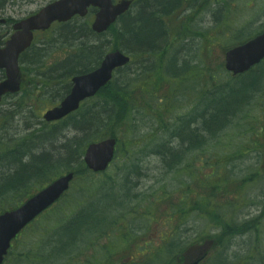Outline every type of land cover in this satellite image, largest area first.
<instances>
[{
	"label": "rangeland",
	"instance_id": "rangeland-1",
	"mask_svg": "<svg viewBox=\"0 0 264 264\" xmlns=\"http://www.w3.org/2000/svg\"><path fill=\"white\" fill-rule=\"evenodd\" d=\"M51 1L0 0V4H5L6 17L19 20ZM136 9L137 4L129 18L135 17ZM92 19L93 13L74 18L69 28L56 24L36 34L34 46L20 62L21 92L0 103V144L5 147L0 146V155L14 149L16 156L22 147L32 155L49 151L55 159L65 156L76 143L82 144L84 155L91 141L111 135L101 132L95 140L86 141L68 118L57 123L43 118L68 93L64 86L71 82L54 65L76 52L81 43L95 42L102 46L103 56L119 49L133 58L113 79L117 85L129 82L131 87L121 101L123 125L113 130L118 138L116 158L104 173L76 174L61 199L21 233L4 264H92L86 257L95 258L97 253L105 256L103 264H112L143 250L148 256L138 257L135 264H264V62L259 76L234 79L224 68L230 47L264 30V0H183L174 13L165 14V36L147 55H138L134 47L126 50L112 29L95 36L85 33L83 28H90ZM123 23L115 28H122ZM160 54L166 71L158 76ZM222 85L229 98L224 107L240 111L229 112V126L212 140L185 150L190 145L184 143L185 147L180 137L172 136L180 126L177 120L189 115L192 104L195 112H204L211 92ZM87 102V108L95 104L91 99ZM161 140L183 150L185 158L176 168L153 151ZM82 158L50 172L44 181L28 183L24 190L6 188L0 195V212L19 205L62 174L76 172ZM14 160L1 164L0 185L19 167ZM205 200L207 205L202 204ZM182 204L188 208L183 215L177 211ZM76 216L71 226L58 228ZM89 218L100 220L102 230L96 231L97 221ZM84 222L90 230L96 228L81 231L89 240L82 238L70 255H56L54 234L70 239ZM171 234L176 241L173 249L164 239ZM113 245L117 251L110 254ZM23 251L25 258L19 256Z\"/></svg>",
	"mask_w": 264,
	"mask_h": 264
},
{
	"label": "trees",
	"instance_id": "trees-1",
	"mask_svg": "<svg viewBox=\"0 0 264 264\" xmlns=\"http://www.w3.org/2000/svg\"><path fill=\"white\" fill-rule=\"evenodd\" d=\"M151 1L152 2L154 1V3L151 4V2H149L148 0H143V4L139 8L140 10L137 12L135 18H129L128 15L123 16L121 18V21L124 22L122 28L120 27L112 28L117 38L122 40V44L124 48L128 50L134 47L138 55L140 54L147 55L148 53L151 54V52L157 49L158 44L165 36V26H164L165 14L171 15L172 13H174L179 8L183 0H151ZM165 7H167L168 10L163 11ZM146 11L149 12L147 15H146ZM69 23L65 24L66 28H69ZM144 25H148V26H144ZM83 30L85 33L95 36V33L92 32V30L89 27H84ZM83 30H81L80 33H83ZM129 40L132 42L129 43ZM103 54L104 52L102 46H100L99 44L95 42H91V43L87 42L86 45L84 43H81L76 52L70 54L66 58V60L55 64L54 66L56 67H54V70L57 72L64 71L58 74L64 75L66 78L68 77L71 78L74 74L85 73L97 67L102 60L101 58ZM25 55L26 53L24 54V56ZM163 59H164L163 54H160L159 60L162 61ZM24 61L26 62V60ZM163 64H164L163 61L162 63L160 62L158 64L156 61L155 73L157 70L158 76H160L159 72H163L164 69L166 71V68H164ZM169 65L174 68L172 64ZM259 68L260 66L236 78H240L245 75L259 76L260 75L258 71ZM184 79H188V78H184ZM181 82H179L177 86ZM159 84L160 83L157 82V85ZM255 87L256 86H254L252 93L254 92ZM64 88H66L65 90L66 92L69 91L70 89L69 82L65 84ZM130 89L131 87L129 82H126L124 85L123 84L117 85L112 80L107 86H105L97 94L96 97L91 99V101L95 102V104L92 105L91 108H87V106H89V103L85 102L82 106L83 109L81 108L80 112L73 113L70 116H68L67 120H69L71 124H73L76 127L79 135L81 134V136H85L84 138L83 137L82 138L86 139V141L95 140L98 133L101 132H103L104 134H111L110 137L117 138V136L113 133V130L123 125L122 122L123 120L121 118V112H120L121 101L125 96L129 95ZM225 89H227L226 85H222L217 87L215 91L211 92L212 97H209L208 99L210 103L208 102L207 105H205L204 112H199V110L198 112L192 111L190 115L187 116L185 119L180 117L177 120L180 126L174 128V134L172 136L180 137V142L182 144L187 143L186 146L190 145L188 148H185V150L187 151L188 149L191 150L194 147H196V145H202L208 142L209 140H212L217 135V133L221 132L222 130H224L229 126L228 124L230 121L229 112H231L232 114L233 113L237 114L240 111L239 108L229 109L227 107H224V104H227L229 102L228 100L229 98L227 99L228 93L224 91ZM219 94H221L220 98L218 97ZM251 94H249L248 96H250ZM248 96L245 98L244 103L248 98ZM134 109L135 108H133L131 111H128V114L132 113ZM192 119L193 121L196 122L197 125L196 128L191 127ZM212 125H214V127H212ZM186 131H190V133L192 134L191 137L185 138L182 135V132L184 133ZM73 139L76 140V138ZM81 145L82 144L78 146L76 143L75 145H73L74 148L73 146H70V149H67L65 156L55 159L53 158L52 153L49 151H41L39 154L34 153L32 155L31 151L25 153L27 150H24V148L22 147L17 150L16 156L14 149L9 150L7 155L2 153V155H0V166L1 164L2 166L10 165L11 161L15 159L14 161H17L19 167L13 170V172H11V174L8 176V180L6 179L7 183L4 182L6 183L5 186L3 185L4 183L0 185V195H2L5 192L6 188L11 189L12 191H18L22 189L24 190V187H27L28 183L30 182L38 181L41 179L44 181V179H46L44 177L48 175L50 172L58 170L59 167L67 166L69 165L70 162L74 161L76 158L82 157L83 156L82 152L84 147ZM0 146L5 148L3 144H0ZM182 148H184L183 145ZM154 150L158 151L165 158V160H170L168 162V166L170 168H176L175 166H179L180 161L185 158V154H183V150L174 149V147H170L167 141H162L158 143L157 146L154 147L153 151ZM85 172H89L87 173V175L94 174L90 170H88V168L85 166L83 161H80V165L78 167V170L76 171V174L83 177L86 176ZM244 182L245 181H243L242 184H244ZM124 184H125V189L130 190V188L125 182ZM42 187H40L39 189H41ZM238 188L242 189L241 187ZM39 189H37L35 192H37ZM35 192L28 195L27 197L25 196L26 199L32 196ZM129 195L130 193L128 194V196ZM19 197L21 198L22 196L20 195ZM204 203L207 205L206 200L203 201L202 204ZM187 209H188L187 206L182 204L178 207L177 211H179L183 215L188 212ZM5 210L7 209H4L3 211ZM78 217L79 216H76L70 222L58 228L59 229L68 228L75 222V220ZM89 220L95 221V223L97 221V225H95L97 227L100 224V220H94L91 218H89ZM112 221L113 220H111V222ZM111 222L105 226H109L110 224H112ZM84 224L85 222L81 225L80 232H78L70 239L68 237H64L63 235H59L56 233L54 234L56 239L54 242L55 246L53 245L54 246L53 251L55 252L56 255L59 254L60 257H63L65 255H70L72 251H74L75 249L74 246L78 242H80L82 238L83 240H89L85 238L83 234H81V231L87 229L91 231V230H96V228H92L90 230V227H86ZM88 224L90 225V222H88ZM58 228L56 229L55 232L59 230ZM100 230L102 229H99L98 227L96 231H100ZM174 239L175 236H171V238H169L168 240L169 248L171 249H173V246L176 244L175 243L176 241H174ZM130 245L131 244H128L127 246ZM11 252L12 250L9 252V255L11 254ZM45 252L46 253L44 256L46 257L48 254L49 257L47 259L48 261H50L51 259L50 253H47L46 249ZM19 256L25 258L26 251L21 252ZM92 259H95L93 258V255H92Z\"/></svg>",
	"mask_w": 264,
	"mask_h": 264
},
{
	"label": "water",
	"instance_id": "water-1",
	"mask_svg": "<svg viewBox=\"0 0 264 264\" xmlns=\"http://www.w3.org/2000/svg\"><path fill=\"white\" fill-rule=\"evenodd\" d=\"M131 0H56L47 4L38 13L15 24L16 32L0 48V67L7 78L0 83V100L8 92L20 90V68L18 59L32 43L35 30H46L55 21H69L76 15L85 16L90 6L98 8L92 23L97 33L106 31L117 18L125 13ZM264 59V32L247 42L229 49L225 54V68L234 75L244 73ZM130 62V56L117 49L107 53L101 64L91 72L72 78V88L60 105L49 109L44 118L47 121L60 120L80 107L82 101L97 94L113 77L114 71ZM116 139L106 138L92 142L86 148L84 161L87 166L101 172L107 169L115 156ZM74 172H68L38 193L26 200L16 209L0 214V264L11 246L12 240L40 213L54 204L70 187Z\"/></svg>",
	"mask_w": 264,
	"mask_h": 264
},
{
	"label": "flooded vegetation",
	"instance_id": "flooded-vegetation-1",
	"mask_svg": "<svg viewBox=\"0 0 264 264\" xmlns=\"http://www.w3.org/2000/svg\"><path fill=\"white\" fill-rule=\"evenodd\" d=\"M138 0H133L134 4L137 2ZM140 7V5H139ZM6 11L5 8H0V47H4L6 41L9 39V37L11 36V34L14 32V24L16 22V20H13L10 17H6L5 15ZM227 20L231 21V18L228 17ZM5 27V28H3ZM4 78V71L0 70V81ZM194 106V104H192V107ZM194 111V110H192ZM184 119V118H183ZM195 121H191V126H193V123ZM134 247L132 248L131 251H133ZM116 249V246L113 245L111 248V252H109L110 254H114ZM128 251L130 252V248L128 249ZM109 255V254H107ZM145 256H147V253L144 251H139L137 253V255L134 254H129L128 257L126 258H122V261H119L116 259V261L112 264H135L136 260L138 257H143L145 258ZM86 257V256H85ZM105 256L103 255V253H97V258L95 257V259H92V254L88 255L86 257L87 260H89L90 262H92V264H103V258ZM201 257L198 259L200 260Z\"/></svg>",
	"mask_w": 264,
	"mask_h": 264
},
{
	"label": "bare ground",
	"instance_id": "bare-ground-1",
	"mask_svg": "<svg viewBox=\"0 0 264 264\" xmlns=\"http://www.w3.org/2000/svg\"><path fill=\"white\" fill-rule=\"evenodd\" d=\"M125 42V41H124ZM63 100V97L60 99V101L57 103V104H55L56 106H58V105H60V103H61V101ZM81 106L77 109V110H75V111H73L74 113H78V112H80V110H81ZM234 250H236V249H234Z\"/></svg>",
	"mask_w": 264,
	"mask_h": 264
}]
</instances>
